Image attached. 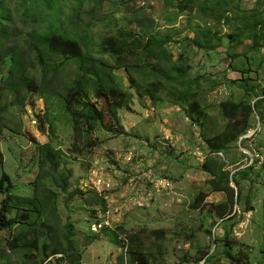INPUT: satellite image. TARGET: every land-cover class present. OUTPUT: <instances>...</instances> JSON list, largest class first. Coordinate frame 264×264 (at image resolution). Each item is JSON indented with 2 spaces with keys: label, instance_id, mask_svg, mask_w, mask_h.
Returning a JSON list of instances; mask_svg holds the SVG:
<instances>
[{
  "label": "rangeland",
  "instance_id": "1",
  "mask_svg": "<svg viewBox=\"0 0 264 264\" xmlns=\"http://www.w3.org/2000/svg\"><path fill=\"white\" fill-rule=\"evenodd\" d=\"M90 1L83 11L86 23ZM184 1L105 0L96 9L103 23L93 31L96 42L100 33L114 28L141 37V24L150 21L157 38L170 39L167 48L174 62L182 61L187 71L183 89L188 92L180 96L184 101L176 104L169 98L172 88L162 91L157 103L131 90L133 104L119 112L122 132L106 117L92 134L96 145L88 149L83 135L75 139L62 100L52 95L33 93L26 104L12 105L2 114L0 177H11L15 195L36 193L41 145L52 143L63 151L62 168L73 173L67 194L51 178L48 184L59 193L57 221L70 227L81 264H117L124 252L122 242L115 247L104 230L92 233L94 222L110 230L121 226L123 232L117 231L126 236L143 233L149 252H157L159 244L150 233L162 230L164 264H200L208 255L205 264H236L227 253L264 264V0H195L190 11L179 13ZM169 17L176 21L169 23ZM74 67L71 61L64 71L62 91L74 77ZM115 73L124 87L130 85L124 70ZM48 99L52 127L46 117ZM193 100L206 113L204 119L189 116ZM207 142L216 149L209 150ZM94 168L112 185L104 196L91 188ZM223 176L235 199L240 198L226 220L218 217L216 205L228 196L215 193L211 185ZM166 182L168 187H161ZM200 195L207 197L195 209ZM9 237V231H0V243Z\"/></svg>",
  "mask_w": 264,
  "mask_h": 264
},
{
  "label": "trees",
  "instance_id": "2",
  "mask_svg": "<svg viewBox=\"0 0 264 264\" xmlns=\"http://www.w3.org/2000/svg\"><path fill=\"white\" fill-rule=\"evenodd\" d=\"M194 1L178 4V12L190 11ZM86 2L0 0V134L6 126L2 114L12 105L26 104L33 93L62 100L61 110L71 115L75 139L83 135L82 140L89 145H85L87 149L96 145L92 134L106 117L122 132L119 112L131 107L134 93L141 99L150 97L157 103L161 100L160 93L172 88L168 96L173 102L177 104L185 100L180 96L188 92L183 89L187 71L182 61L174 62L167 48L170 39L157 38L150 21H144L141 37L132 31L114 28L111 32L100 33L96 42L93 31L103 23V19L96 16V9L105 0L90 1L88 23L83 18ZM95 2L97 5L93 6ZM175 21L171 17L168 19L169 23ZM71 61L75 66L74 77L62 91L59 86L66 79L64 71ZM118 70L128 74L129 88L124 87L116 75ZM222 106L233 108L231 104ZM50 109L48 99L46 117L52 127ZM188 114L199 120L206 116L195 100L188 105ZM230 117L235 116L230 114ZM229 128L236 129V124H230ZM207 144L209 150L216 149L210 142ZM39 153L40 173L34 196L15 195L11 177L7 174L0 177V231L10 232V237L0 243V264H45L56 255L62 256L55 261L57 263L66 260L67 264H80L81 252L70 236V227H63L57 221L59 193L48 184L51 178L53 186L60 193L67 194L73 173L62 168L64 153L52 143L41 145ZM1 163L3 154L0 150ZM211 185L215 193L228 196V201L216 205L218 217L225 219L232 215L240 198L235 199L234 189L226 176L212 181ZM69 193L68 196L75 195ZM206 197L200 195L194 208H200ZM117 230L123 232L122 227ZM107 233L113 243L120 245L114 232ZM142 235L127 236L128 249L125 256L118 258L117 264H164L166 253L161 251L160 245L164 240L163 231L156 230L149 235L151 240L159 241L156 243L157 252L148 251L151 247L147 246ZM226 255L236 264H249L248 259L243 262L230 253ZM17 258L19 262H16Z\"/></svg>",
  "mask_w": 264,
  "mask_h": 264
},
{
  "label": "clouds",
  "instance_id": "3",
  "mask_svg": "<svg viewBox=\"0 0 264 264\" xmlns=\"http://www.w3.org/2000/svg\"><path fill=\"white\" fill-rule=\"evenodd\" d=\"M165 139H167V138H165ZM130 154V153H129ZM131 156V155H130ZM93 170H95L97 173H94V176H93V178L91 179V188H92V190L95 192V194H97V196H104V195H106V194H108L111 190H112V185L111 184H109V181H108V178H106V176H105V174L102 172V171H100L98 168H94ZM100 181V182H99ZM106 184H109V188H107L106 187ZM162 184H165V187H168V184H170V183H168V182H166V183H161V187H163L164 185H162ZM231 187V186H230ZM238 198V196L236 197V199ZM238 205V204H237ZM234 214V212L232 213V215ZM232 215H230L229 217H227V218H225V219H222V220H226V219H229ZM218 225V224H217ZM216 225V226H217ZM105 227V225H104V223H100V222H94V224L91 226V228H90V231L92 232V233H94V234H96V233H99V232H101V231H105V233H107V231H110V233L111 232H114L115 234H116V236H117V238H118V241L120 240L121 242H122V246H124V252L122 253V256H125V253H126V250L128 249V238H127V236L126 235H124L123 233H119L118 231H117V229L115 230V229H106V228H104ZM121 227V226H120ZM119 228V227H118ZM217 229V228H216ZM216 229L213 231V232H215L216 233ZM213 232H212V235H213ZM108 234V233H107ZM211 235V236H212ZM108 238H109V240H110V242H111V244L112 245H114L115 247L116 246H120L121 245V242H120V245H116L115 243H113L112 241H111V239H110V236L108 235ZM89 242H90V244L92 243V239H89ZM210 256L208 255L207 257H205L202 261H201V263L202 264H205V262L207 261V259L209 258ZM60 258H62V257H60V255H56V256H53V257H51L45 264H48V263H51L52 262V264L54 263H56L55 261L57 260V259H60ZM63 262H65V261H63ZM66 264H67V262H65ZM200 263V264H201ZM80 264H81V261H80Z\"/></svg>",
  "mask_w": 264,
  "mask_h": 264
},
{
  "label": "built area",
  "instance_id": "4",
  "mask_svg": "<svg viewBox=\"0 0 264 264\" xmlns=\"http://www.w3.org/2000/svg\"><path fill=\"white\" fill-rule=\"evenodd\" d=\"M129 155H131V154H129ZM99 182H100V181H99ZM106 187L109 188V184H106Z\"/></svg>",
  "mask_w": 264,
  "mask_h": 264
}]
</instances>
